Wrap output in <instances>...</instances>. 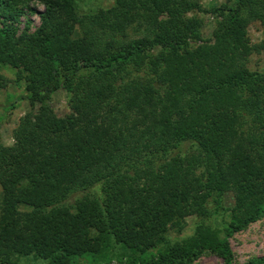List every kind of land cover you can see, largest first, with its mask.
Masks as SVG:
<instances>
[{
	"label": "trees",
	"instance_id": "obj_1",
	"mask_svg": "<svg viewBox=\"0 0 264 264\" xmlns=\"http://www.w3.org/2000/svg\"><path fill=\"white\" fill-rule=\"evenodd\" d=\"M29 1L39 22L18 31ZM73 1L0 0V68L24 81L8 105L37 104L0 140V264H191L204 251L232 264L228 236L264 216V70L243 71L264 49L247 35L264 29V0ZM200 11L217 17L211 42ZM59 88L62 116L48 105ZM190 206L192 234L167 239Z\"/></svg>",
	"mask_w": 264,
	"mask_h": 264
},
{
	"label": "rangeland",
	"instance_id": "obj_2",
	"mask_svg": "<svg viewBox=\"0 0 264 264\" xmlns=\"http://www.w3.org/2000/svg\"><path fill=\"white\" fill-rule=\"evenodd\" d=\"M201 7L209 9L226 3L232 6L235 0H198ZM74 6L77 11L85 12L95 10L97 8H106L113 4V0H74ZM23 13L19 14L16 22L17 30L26 28L32 31L38 24V12L43 10V5L37 1H29L25 6L21 7ZM202 24L200 27L201 41L211 42V33L215 27L216 15L207 12H198ZM1 25V24H0ZM247 35L251 43H256L264 37V29L257 23L252 22L247 26ZM199 41H191L190 44L196 45ZM264 70V49L259 52H253L249 55L247 62L243 67V71H263ZM0 140L3 145L12 143L11 132L16 126L18 119L29 110L35 111L37 104L30 105L27 100H17L12 105H8L17 94L23 92L24 81H15L14 73L11 69L0 68ZM67 92L64 88L56 90L48 100V105L53 112L62 116L68 113V105L66 102ZM232 195L225 192L223 195V205L230 206L232 204ZM226 217V215H225ZM185 225L179 231L170 229L166 233L167 239L180 240L192 234L193 223L196 219V211L190 206L184 217ZM217 225V221L214 222ZM232 253L231 263L242 264L250 258L261 257L264 255V216L248 223L241 230L232 233L227 238ZM109 260L110 264H117V258ZM13 264H46V261L34 255L17 256L12 255ZM82 264H86L84 259L80 260ZM101 261H97L99 264ZM191 264H222V259L216 254L204 251L196 257Z\"/></svg>",
	"mask_w": 264,
	"mask_h": 264
}]
</instances>
